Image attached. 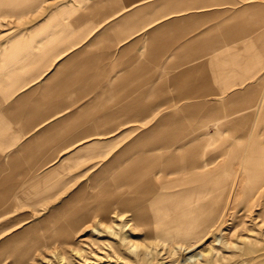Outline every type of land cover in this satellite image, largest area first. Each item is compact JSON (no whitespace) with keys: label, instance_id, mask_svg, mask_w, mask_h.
<instances>
[{"label":"crops","instance_id":"1","mask_svg":"<svg viewBox=\"0 0 264 264\" xmlns=\"http://www.w3.org/2000/svg\"><path fill=\"white\" fill-rule=\"evenodd\" d=\"M249 1L246 8L257 11L244 21L225 23L226 40L227 34L235 41L248 35L251 23L264 18L259 4ZM35 2L0 0V18ZM58 2L28 29L26 43L13 44L11 59L2 62L0 93L11 100L6 112L19 116L28 135L37 132L22 151L34 159L50 151L51 157L33 165L37 171L30 178L17 181L26 174L27 166L20 162L27 158L19 150L6 155L7 163L0 164V217L12 210V203H28L25 193L36 203L64 189V198L54 199L60 204L50 205L59 214L130 219L145 211L154 240L173 244L169 234L185 230L181 219L201 203L208 219L196 224L195 231L211 226L227 210L239 169L247 172L237 181L236 189L242 187L238 201L244 199L245 186H264V173L256 172L264 170V54L249 37L239 48L212 49L219 36H212L211 19L224 12L212 9V0ZM200 2L203 6L197 7ZM258 40L264 43L263 36ZM37 65L43 67L35 73ZM36 79H41L40 87L32 89ZM229 87L233 89L220 93ZM253 93L259 97L248 99ZM214 95L218 104L234 105L233 112L214 117L218 107L201 111L205 102L189 100ZM165 104H192L193 113L205 114L158 118V106ZM148 105L156 107L148 113ZM109 120L158 121L132 140V128L118 132L126 122L101 129L100 121ZM21 136L0 115V149L11 151ZM43 145L48 146L42 150ZM95 156L101 159L90 162ZM6 169L10 173H3ZM84 184H94L87 197L76 187ZM52 224L48 233L63 232L57 220ZM36 230L26 228L12 240Z\"/></svg>","mask_w":264,"mask_h":264},{"label":"rangeland","instance_id":"2","mask_svg":"<svg viewBox=\"0 0 264 264\" xmlns=\"http://www.w3.org/2000/svg\"><path fill=\"white\" fill-rule=\"evenodd\" d=\"M58 1L62 0H37V2L32 3L31 8L21 9L19 13L17 12L11 16L5 13L0 18V80L3 75V60L11 59L10 48L13 47V44H19V42L22 44L26 43L28 29L48 15L60 3ZM67 1L71 0H64V2ZM249 2V0H212V9L225 12L211 19L213 26L212 36H219V39H213L214 46L212 49L222 51L232 44L239 48L243 41L249 37V40L256 44L264 54V46L261 45L264 43L258 40L259 37H264V18L260 20L259 24L255 22L251 23L249 34L238 37L237 41L230 39L228 34L227 40L225 39V23L244 21L248 15H252L257 11V8L254 10L246 8ZM255 2V4H259V10L264 11V0H255ZM196 6H203L202 2L197 3ZM83 12L84 9H81L79 13L83 14ZM74 19L71 20L73 21ZM249 21L251 22L252 20L249 19ZM219 29H221L220 32H218ZM53 50L52 53L54 52ZM49 54L46 55L47 61L51 58ZM214 54L215 51H213ZM42 67L41 65H37L34 70L35 73L38 70L40 71ZM258 72L254 68L252 75L256 76L259 74ZM248 81L251 80L243 81V86ZM40 84L41 79L33 84L32 89L37 85L40 87ZM231 89L233 88L221 89L220 93ZM258 97V93H253L248 99L255 100ZM189 100L195 103L205 102L204 106H201L204 107L201 111L218 107L220 111L212 114L214 117L228 114L232 109H235L234 105L228 107V105L218 104L219 96L217 95L194 97ZM10 103L11 100L0 93V111L5 110L0 115L6 117L12 130L21 132L22 136L18 144L11 151H7L9 148L0 149V164L7 163V154L16 153L19 150L22 157L27 158L20 162L23 166H27L25 167L26 174L17 177V181H22L30 178V175L37 171L36 167H32L33 165L37 166L47 163L48 158L51 157V152H42L37 155V159H34L31 157L33 156L31 153H26L25 150L24 152L22 151V148H25L26 144L33 139L37 132L28 135L31 131H28L26 127L21 128L20 120H18L19 116L6 112ZM24 105L26 106V104ZM155 107L156 105H148V113ZM158 107V113L156 114L158 118L179 115L198 117L205 114L203 112L193 113L195 105L192 104H165ZM185 110L188 112L181 114ZM226 110L227 113L224 112ZM146 115L143 114L142 116ZM157 121L109 120L100 121L99 125L105 131L107 127L126 122L120 126L121 130L118 132L132 128L131 139L133 140L136 135L147 130L153 124L155 125ZM41 132L42 130L38 131V133ZM229 133V135L233 134L231 131ZM125 141L111 150L108 158L101 161L102 164H105L118 152L123 147ZM47 146H41V148L43 147L42 150ZM91 159L90 162L95 159H101V157L96 158L95 156ZM84 165H87V163L85 162ZM3 173L10 172L6 169ZM91 176L92 172L83 175L81 180H87ZM93 186L94 184H84L76 187L82 188V193L87 197L92 192ZM63 191L64 189L47 201H38L36 203L33 202L34 198H29L32 196L31 194L25 195V193L23 197L28 200V203H23L22 205L21 203H12L10 205L12 210L0 217V244L7 237L4 247H0V264H179L182 254H186V252L180 251L173 244L155 241L150 233V227L139 222L134 216L130 219L123 217L124 219H128L126 220V222L128 221V227L126 228L124 227L125 220L120 216H95L91 214L90 217L76 218L59 214V209H53L50 205L60 204V200L55 201L54 199L61 196V199H63ZM235 193L238 192L236 191ZM235 195V199H232V204L226 210V223L221 228L223 243L203 263L199 264H264V186H255L249 190L245 186V190L242 192L244 198L242 201H238L237 198L239 196ZM30 200L32 202H29ZM237 201L238 204H236ZM55 213L58 214L54 215ZM55 220L60 224L63 232L48 233L47 230L55 228L52 224ZM26 228L37 230L25 235L20 240H12L13 235L19 234Z\"/></svg>","mask_w":264,"mask_h":264},{"label":"bare ground","instance_id":"3","mask_svg":"<svg viewBox=\"0 0 264 264\" xmlns=\"http://www.w3.org/2000/svg\"><path fill=\"white\" fill-rule=\"evenodd\" d=\"M246 172H247L246 168H243L242 170L239 169L237 171L235 184L232 186V189L228 191V199H227L228 205L226 203L227 209H229L230 205L232 204V199H235L234 198L235 194L237 196H241L240 194L242 191V187L238 186V190H236L237 183H238L237 181L239 180L241 173L245 174ZM256 172L258 175H260V174L264 173V170H256ZM236 191L238 193H235ZM206 211H207V206L204 203H201L200 205H198L196 210L193 212V215L184 216L181 219V225L186 228L185 230H183L177 234H173V235L169 234V238H170V240L173 241V245H175V247L178 248L180 251L186 252L185 255L182 254L181 259L179 261V264L203 263L204 260L207 259V257L210 254H212L223 243L221 228L226 223V211L223 212L221 215L218 213L217 214L218 218L213 219L214 222H212L211 226H205L201 230H198V231L194 230V228H195L194 226L196 224L199 225V224L203 223L206 219H208V218L204 217L206 214ZM135 219H137L139 222H141L142 224H144L146 226H150V221H149V218H148L145 211L136 212L135 213ZM215 220H217V221H215ZM188 225H190L191 227H188ZM115 226H117V225L115 224ZM124 227H126V228L128 227V222H126L124 224ZM55 233H57V232H55ZM150 233L152 234V236L155 235L153 232H150ZM166 239H168V238H166ZM160 264H166V263H160Z\"/></svg>","mask_w":264,"mask_h":264}]
</instances>
